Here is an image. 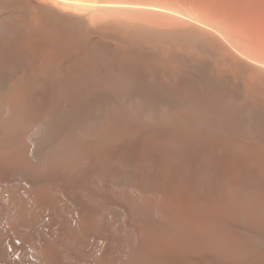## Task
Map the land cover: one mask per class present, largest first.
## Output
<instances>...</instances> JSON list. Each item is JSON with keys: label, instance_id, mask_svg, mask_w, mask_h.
<instances>
[{"label": "bare ground", "instance_id": "1", "mask_svg": "<svg viewBox=\"0 0 264 264\" xmlns=\"http://www.w3.org/2000/svg\"><path fill=\"white\" fill-rule=\"evenodd\" d=\"M0 264H264V0H0Z\"/></svg>", "mask_w": 264, "mask_h": 264}, {"label": "snow or ice", "instance_id": "2", "mask_svg": "<svg viewBox=\"0 0 264 264\" xmlns=\"http://www.w3.org/2000/svg\"><path fill=\"white\" fill-rule=\"evenodd\" d=\"M17 243H19V241H17Z\"/></svg>", "mask_w": 264, "mask_h": 264}]
</instances>
